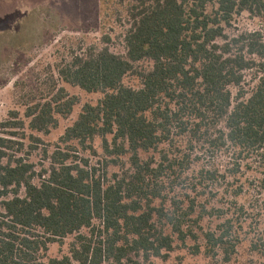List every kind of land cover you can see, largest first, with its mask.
<instances>
[{"label": "trees", "instance_id": "trees-1", "mask_svg": "<svg viewBox=\"0 0 264 264\" xmlns=\"http://www.w3.org/2000/svg\"><path fill=\"white\" fill-rule=\"evenodd\" d=\"M244 12L264 17V0H131L125 54L89 46L59 67L103 97L41 169L19 139L28 127L42 142L80 99L56 81L29 95L28 125L14 111L0 134V264H156L181 245L208 264H264V32L232 35ZM97 138L102 167L84 154ZM71 235L69 254L48 256Z\"/></svg>", "mask_w": 264, "mask_h": 264}, {"label": "rangeland", "instance_id": "rangeland-1", "mask_svg": "<svg viewBox=\"0 0 264 264\" xmlns=\"http://www.w3.org/2000/svg\"><path fill=\"white\" fill-rule=\"evenodd\" d=\"M130 4L131 0H0V134L6 135L11 131L2 123L13 119L14 111H18L19 117L26 119L28 125L30 119L25 117V113L26 104L30 105L29 95H35L37 102L43 101L45 96L48 97L45 94L53 87V81L58 82V87H65L71 96L76 95L80 99L68 117L59 116V126L50 134L35 132L42 142L28 138L32 131L26 127L27 137L19 139L25 143L23 155L30 153L29 159L38 169L47 164L44 151L55 150L66 129L79 117L83 106L86 103L97 104L103 97L102 93H89L59 80V67L89 46H108L116 53L125 54L124 39L130 27ZM254 30L264 32V17H254L244 12L235 16L230 32L235 35ZM250 79L251 75L248 74L247 87L252 84ZM124 82L130 86H140V79L134 74L127 75ZM234 92L237 90L234 89ZM94 147L98 150L97 155L90 150L84 154L90 157L93 164L102 167L99 162L104 156L103 140L97 138ZM149 155L142 153L144 158ZM124 159L127 160L128 156ZM225 160L220 157V161ZM108 171L112 175L120 171V167L110 165ZM260 173L264 176V170H260ZM261 203L258 206L260 210L264 209ZM216 223L206 222L207 225ZM84 232L88 234L89 229H84ZM74 240L75 235H71L63 243L50 244L48 256L60 258L69 254L70 244ZM192 244V241H188V245ZM135 258L147 264L142 257ZM151 261L156 264H208L209 259L203 253L195 255L188 246L181 245L170 252L166 259L152 258Z\"/></svg>", "mask_w": 264, "mask_h": 264}]
</instances>
